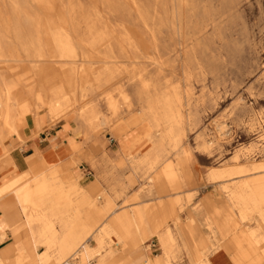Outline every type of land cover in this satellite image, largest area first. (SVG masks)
<instances>
[{
  "label": "rangeland",
  "instance_id": "374dc122",
  "mask_svg": "<svg viewBox=\"0 0 264 264\" xmlns=\"http://www.w3.org/2000/svg\"><path fill=\"white\" fill-rule=\"evenodd\" d=\"M26 49L42 58L34 63ZM67 50L73 57L61 56ZM72 67L88 73L83 92ZM0 75L16 88L70 92L68 114L54 119L34 107L31 139L41 127L62 126L72 136L68 156L75 163L68 170L82 187L97 180L115 209L130 207L124 201L133 194L139 202L171 198L176 191L156 177L161 170L180 185L184 221L197 214L204 225L208 211L213 227L231 230L234 221L245 231L256 227L255 214L243 218L231 195L240 182L264 176V0H0ZM83 103L99 112L91 125L78 119ZM118 122L127 127L124 137ZM128 135L137 138L130 151L120 145ZM6 143L12 157L24 141L9 136ZM47 149L63 153L56 143ZM148 149V164L127 155L143 158ZM3 172L0 184L20 173L6 165ZM80 197L69 194L73 203ZM150 239L146 250L159 254L157 239ZM24 244V251L36 246L30 236ZM110 247L120 249L113 241ZM67 260L81 264L79 256Z\"/></svg>",
  "mask_w": 264,
  "mask_h": 264
},
{
  "label": "bare ground",
  "instance_id": "6f19581e",
  "mask_svg": "<svg viewBox=\"0 0 264 264\" xmlns=\"http://www.w3.org/2000/svg\"><path fill=\"white\" fill-rule=\"evenodd\" d=\"M73 55L71 50L61 54L66 58H71ZM25 56L33 58L34 63L42 58V55L27 49ZM12 57L14 56H8V58ZM69 71L77 77L81 84L80 90L83 92L84 86L82 85L86 84L88 73L84 68L75 67L70 68ZM32 72L38 75L40 69L36 67ZM11 75H16V73L11 72ZM68 94H63L60 91L37 89L33 84L27 88H16L8 85L4 77L0 75V132H2L0 135V146H2L0 167L2 171H4L5 165L14 168V161L9 154L6 143L7 138L13 136L18 141H24L22 129L27 122L34 121V114L32 113L34 107L42 108L54 119L65 111L68 114L72 103L75 101ZM106 103L115 114L116 106L111 98H107ZM148 112L156 123V114L151 110ZM30 115L33 118H30ZM78 119L82 124L91 125L99 119V112L95 107L83 103ZM114 128L120 137L127 134V127L122 122H118ZM147 138H150V134L145 136V139ZM136 139L135 136L128 135L120 143L122 149L130 151ZM143 154V158H139L133 152L127 153L130 161L148 164L150 161L149 149ZM256 169L262 170L263 166ZM245 171L243 168H238V173ZM51 172L52 169L32 156L29 159L27 171L20 173L11 182L4 181L0 187V199L9 195L15 197L21 204L25 218H45L56 229L55 236L44 244L45 256L43 258L37 254L36 246H28L25 251L30 256L29 260L19 262L15 259H4L3 251H0V264H55L74 256L80 257L81 264H86L85 261L89 257H96L97 264H121L125 255L138 251L140 244L151 237H155L159 241L161 251L160 260L156 264H174L182 257L186 258L187 264H217L208 259V252L217 245L228 256V264H264V176L240 182L231 195L243 218H246L247 214H255L256 227H253L254 229L251 231H245L238 229L239 224L234 220L230 227L231 230L225 225L213 227L212 221L208 217V211L204 218V225L199 224L197 214L189 215L187 221L181 219L178 211H181L180 203L184 197L178 193L180 185L173 180L170 173L165 174L161 170L158 171L156 177L168 181V191H176L175 194L170 195L171 198L167 201L139 202L135 194L130 200L124 201L127 205L128 201L133 202L130 207L115 209L113 201L106 198V202L102 205L103 211L99 210L94 215H90L87 209L73 211L69 203L58 204L60 194L57 187L44 183L45 187L51 186L48 191L54 195L46 199V195L41 192L37 197L38 208H27L32 192L39 187L43 188V181L46 180V176L51 180ZM27 176L29 181L25 180L24 183L16 185L19 179ZM187 197L189 196L187 195ZM160 209H162L163 214H161ZM107 212H109L108 217ZM105 218L108 219L105 220ZM166 219L171 220L169 226H165ZM209 232H211L210 235ZM37 241L30 237L31 243ZM111 241L120 246V249L116 250L120 256L118 255V258L107 262L105 261L107 259L105 253L111 248ZM90 242H94V245L90 246ZM13 250L15 251L14 248Z\"/></svg>",
  "mask_w": 264,
  "mask_h": 264
},
{
  "label": "crops",
  "instance_id": "0c3cea01",
  "mask_svg": "<svg viewBox=\"0 0 264 264\" xmlns=\"http://www.w3.org/2000/svg\"><path fill=\"white\" fill-rule=\"evenodd\" d=\"M35 129L36 124L33 120L27 122L22 129L24 144H19L20 148H18V152L12 155L14 168H16L20 173L27 171L29 168V159L32 156H35L37 161L43 163L49 169H52V177L50 180L49 177L46 176V180L43 181V188L39 187L37 190H34L32 192V196L27 204V208H38L39 202L37 200V197L41 192L43 193V195H46V199L53 196L54 194L52 195L48 191L51 186H56L60 194L58 204L69 203L71 204L70 207L73 211H78L84 208L89 210L90 215H94L95 213H97V211L102 209L105 198H110L113 201V199L107 192L100 189L99 182L97 180H90L92 182H85V185H87L82 187L76 181L77 176H74L73 172H70L68 170V168L71 167L73 163H75L73 156H68L70 148L67 145V137H72L68 131H66L62 126L53 128L51 130H47L46 128L41 127L40 132H38L39 130L37 131V136L34 140L31 139V136L33 135ZM1 134L2 132H0V135ZM52 143H56L60 151L63 153L57 154L55 152L56 149H47ZM1 149L2 147L0 146V150ZM81 170L84 169L82 168ZM20 173H18L17 176ZM59 175L64 181L62 182L60 180L61 182L57 183L55 180H57V177ZM3 178V171L0 167V179L2 180ZM15 178L16 177L11 178L10 180H6V182H11ZM3 182L0 184V187L2 186ZM44 183H49L52 185L45 187ZM70 193H80L81 197L78 201H76V203H73V201L69 198ZM134 195L135 194H133V196ZM133 196L131 195L126 200H130V198ZM99 199H102L101 205H98L96 203ZM127 203L128 205L131 204L130 201H128ZM160 212L161 214H163L162 211ZM170 223L171 220L170 222L168 221L167 223H165V226H169ZM55 234L56 229L51 225L50 221L46 220L45 218H25L21 204L15 199V197L9 195L3 199H0V251H3L4 259H15L19 262L26 261L28 257L24 251V239L28 238L29 236L33 237L34 240H38L36 242V249L37 247H41L42 251H36L38 255H41L43 257L45 256L44 244H46L47 241L54 237ZM149 239L140 244V246L142 247H140L138 251L129 253V255H125L121 260V264L158 263L160 260L161 251L157 255L152 254L151 252H148L146 250V247L148 245L144 246V244ZM89 244L90 246H93L94 242H92V244L90 242ZM152 246H155V244H152ZM13 248L16 252L13 250ZM125 251H127V249H125ZM105 255L108 259L105 260L107 262L120 256L119 252L114 250L113 248L107 250ZM93 260L91 261V264H94V262L96 261ZM209 260L215 261L217 264H228L229 261L228 256L222 252V249L219 245L211 249Z\"/></svg>",
  "mask_w": 264,
  "mask_h": 264
},
{
  "label": "built area",
  "instance_id": "2783aa9c",
  "mask_svg": "<svg viewBox=\"0 0 264 264\" xmlns=\"http://www.w3.org/2000/svg\"><path fill=\"white\" fill-rule=\"evenodd\" d=\"M59 264H74V262H72V260H64L60 262Z\"/></svg>",
  "mask_w": 264,
  "mask_h": 264
}]
</instances>
